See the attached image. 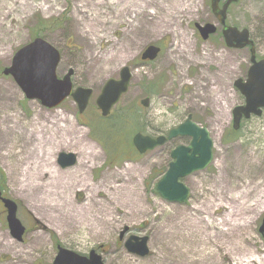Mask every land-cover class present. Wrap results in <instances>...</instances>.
<instances>
[{
  "label": "rangeland",
  "instance_id": "rangeland-1",
  "mask_svg": "<svg viewBox=\"0 0 264 264\" xmlns=\"http://www.w3.org/2000/svg\"><path fill=\"white\" fill-rule=\"evenodd\" d=\"M136 6L158 18L157 29L139 24V32L128 37ZM118 9L128 14L115 24ZM229 12L227 23L249 29L256 56L264 57L263 0H241ZM209 21L215 23L209 0H0V186L21 202L18 218L29 225L19 241L0 216V264H52L56 245L82 256L94 250L103 264H232L251 255L264 258L258 231L264 204L250 215L240 209L264 189V111L242 121L232 136V110L244 104L234 81L245 79L251 56L248 48L225 46L218 24L216 34L201 39L194 24ZM40 36L61 54L56 75L62 78L72 69L74 87L93 89L82 113L70 97L54 108L29 100L10 75H3L18 48ZM153 44L161 53L142 65L143 48ZM123 66L132 77L113 114L132 108L137 114L135 128L123 125L120 132L119 120L101 118L95 101ZM144 98L147 106L140 104ZM188 115L209 130L213 158L204 170L182 177L189 198L169 202L155 190L168 167L166 154L139 153L131 138L137 131L165 134ZM180 143L185 141L175 145ZM90 148L98 155L81 168ZM61 152L75 154L76 162L61 167ZM43 167L50 184L45 201L56 206L54 212L38 208L40 202L24 193ZM250 185L259 188L240 197ZM215 221L220 224L214 226ZM230 223L241 227L232 229ZM131 235L148 237L147 256L127 251L124 242Z\"/></svg>",
  "mask_w": 264,
  "mask_h": 264
},
{
  "label": "water",
  "instance_id": "water-1",
  "mask_svg": "<svg viewBox=\"0 0 264 264\" xmlns=\"http://www.w3.org/2000/svg\"><path fill=\"white\" fill-rule=\"evenodd\" d=\"M212 13L215 14L218 23L222 25V35L226 46L230 48H244L251 45L249 70L245 80L235 79L234 85L244 97V104L235 106L233 114V129L236 131L240 127L241 120L248 119L252 115H262L264 109V59L257 60L255 49L250 39L248 29L238 30L225 24L226 7L218 8V0H211ZM203 40H207L210 34L215 33L216 25L213 23L195 24ZM160 49L156 45H148L143 49L141 59L154 60ZM61 54L57 48L48 43L44 38L35 37L26 45L18 48L13 54L11 63L3 70V75H10L24 92L27 99L39 100L42 106L54 108L70 96L76 102L79 112L82 113L91 98L92 89L87 87H73V70L69 69L64 77L56 75V69L60 62ZM119 78H110L102 85V89L97 96L96 105L101 109L102 116H107L111 112V107L115 105L129 88L132 73L129 67L123 66L119 71ZM143 106H147L148 98L141 101ZM188 136L192 138L189 147L178 146L171 154L172 161L169 168L157 182L156 191L159 196L169 202L183 203L189 197V188L181 183L179 179L192 174L194 171L203 170L212 159L213 142L206 127L198 126L188 116L187 119L177 127L171 129L167 138L176 136ZM133 145L140 153H146L158 145L163 144L166 138L162 135L153 138L149 135L135 133L132 138ZM191 152V153H190ZM58 163L61 167L67 168L73 165L77 156L71 152L58 154ZM3 203L7 208V225L12 237L22 241L24 226L21 225L16 214V202L3 198ZM260 236H264V216L259 225ZM126 229L121 231L119 239H122ZM147 236L131 235L124 242L128 252L138 256H147L149 253ZM52 264H102L101 256L94 250L87 256H82L73 250L63 246L57 247V253Z\"/></svg>",
  "mask_w": 264,
  "mask_h": 264
},
{
  "label": "bare ground",
  "instance_id": "bare-ground-1",
  "mask_svg": "<svg viewBox=\"0 0 264 264\" xmlns=\"http://www.w3.org/2000/svg\"><path fill=\"white\" fill-rule=\"evenodd\" d=\"M119 1H121V0H111V2L116 3V4ZM146 5H147V7L151 6L150 4H146ZM147 7L145 9L142 6H140V8H138V7L136 8L135 11H137L138 15H134L135 16L134 20L131 23L132 26L130 25L131 27L129 29H127L126 33L129 32V34H127L128 37H130V36L134 37L139 32L140 29H139V27H137L139 24H144L145 23L150 28L154 27V24H156V21L158 20V18H156L153 14L149 15L147 13V11H146ZM127 10L128 9H126L125 11H121L120 9H118V11L115 14H113V17H114V20H115V24H116V22L120 21V19H122V18L127 16V14H128L126 12ZM143 16L146 17V18H143ZM156 29L157 28L154 27V30H156ZM80 136H81V134H80ZM31 139H32V134L29 133V137L27 138V144L30 145V146H32ZM86 155H87V157L84 158V159L87 160L86 161L87 163L85 161H82L79 164V166H81V168L87 167V164H89L91 162V160H93V158L95 156H97L98 154L94 151V149L90 148L88 153H86ZM44 159H45V156H43V155H41V157L38 158V160L43 162V163L45 161ZM48 166H50V165H48ZM122 174L123 175L127 174V170L122 172ZM46 177H47V172L44 170V167H43V169L38 171V175L35 178L36 179L35 183L30 184V186H28V185L24 186V189L28 188L30 192L25 191L24 189H21V190L22 191L24 190V193H25L26 197L31 196V198L33 197L34 201L37 200V201L40 202V204L38 205V208L44 209L45 212L47 210H50L51 212H54V209H55L56 206L51 205L50 203L45 201V195L46 194H50L47 190H45L50 185L48 183L47 184L45 183ZM110 179H113V178H110ZM258 188L259 187H257V186H253V188H251V185H250V187L247 189L249 191H246L247 193L245 194V196L242 195L240 197L248 198ZM20 192L21 191H18V192L16 191L15 193L19 194ZM23 194L20 193L19 195L20 196H24ZM84 200L85 201H89L90 203L92 202L91 199H87L85 197H84ZM261 200H262V203H261ZM260 203H261V205H260ZM262 204H264V189H262L258 194H256V199L254 200V202H253V204L251 206L245 207L243 209H242V206H240V209L244 210L245 213L250 215V214L255 213L258 209H261ZM219 224H220V221H215L214 222V226H218ZM37 225H39V224H37ZM41 227L44 228L43 226H41ZM230 227L232 229H235L236 227L237 228L241 227V224L230 223ZM222 233H225V232H222ZM18 257L16 256V258H18ZM224 259H225V261L227 260L226 257ZM263 261H264V258H259V257H255L254 255L253 256L251 255L250 257L245 258V259L244 258L237 259L234 262H232V264H258V262L260 264H263ZM17 264H20V262H18Z\"/></svg>",
  "mask_w": 264,
  "mask_h": 264
},
{
  "label": "flooded vegetation",
  "instance_id": "flooded-vegetation-1",
  "mask_svg": "<svg viewBox=\"0 0 264 264\" xmlns=\"http://www.w3.org/2000/svg\"><path fill=\"white\" fill-rule=\"evenodd\" d=\"M219 2H218V8L220 9V8H223L225 5H227V7H226V18H225V24L227 25V26H230V27H236V28H238L239 30H243V28H245V27H243V28H239L238 26H236V25H234V24H232V25H230L229 23H227V19H228V16H229V11L231 10V8L233 7V6H235V5H238L239 3H240V1L241 0H218ZM263 2H264V0H263ZM209 7H210V11H211V13H212V2H211V0H209ZM213 14V16H214V20H215V23L214 22H205V23H199V24H207V23H213V24H215L216 26H217V24L220 26V35H222V25L221 24H219L218 23V20H217V18H216V16H215V14L214 13H212ZM196 24V23H195ZM194 24V27H195V30H196V32H197V34L200 36V33H199V30L196 28V25ZM218 32V27L216 28V31H215V33H213V34H210L209 35V38H210V36L211 35H214V34H216ZM248 32H249V34H250V31H249V29H248ZM201 37V36H200ZM222 37H223V40H224V36L222 35ZM208 38V39H209ZM201 39H202V37H201ZM207 39V40H208ZM250 39L252 40V43H253V45H254V49H255V56H256V52H257V45L255 44V41H254V39L252 38V36H251V34H250ZM224 44H225V41H224ZM225 46H226V44H225ZM146 47V46H145ZM159 47V46H158ZM228 47V46H227ZM228 48H230V47H228ZM234 48V47H233ZM233 48H230V49H233ZM248 48V50H249V54H250V49H251V45H248V46H245L244 48H235V49H239V50H244V49H247ZM144 49V48H143ZM159 49H160V52H159V54L161 53V51H162V49H161V47H159ZM143 52V51H142ZM142 52H141V54H140V61H141V63H142V65L143 64H148L149 62H153L154 60H148V59H141V55H142ZM158 54V55H159ZM158 55L156 56V57H158ZM155 57V58H156ZM257 57V56H256ZM154 58V59H155ZM262 59H264V57H261V58H259V57H257V60H262ZM141 65V64H140ZM248 68V67H247ZM249 69V68H248ZM248 69H247V71H246V75H245V78H246V76H247V72H248ZM120 75V74H119ZM119 78V77H118ZM243 80H245V79H243ZM92 89V88H91ZM92 94H93V89H92ZM92 96V95H91ZM144 100V99H143ZM142 101V100H141ZM141 101H140V104H141ZM148 101H149V98H148ZM243 102H244V99H243ZM95 105H96V102H95ZM142 105V104H141ZM88 106V105H87ZM116 105H114V106H112V109H111V112L109 113V115H107V116H102V114H101V109H99L98 107H97V105H96V108L99 110V113H100V116L102 117V118H105V119H108V118H111V116H113L114 114H113V109H114V107H115ZM115 111V110H114ZM264 111V109H262V112ZM263 114V113H262ZM189 116V115H188ZM187 116V117H188ZM191 116V115H190ZM251 117H254V116H251ZM251 117H249L248 119H250ZM187 119V118H186ZM185 119V120H186ZM191 119H192V116H191ZM184 120V121H185ZM193 120V119H192ZM242 120H245L244 118L242 119ZM184 121H182V122H184ZM194 121V120H193ZM232 121H233V114H232ZM181 122V123H182ZM195 122V121H194ZM196 123V122H195ZM180 124V123H179ZM197 124V123H196ZM178 126V125H177ZM177 126H175V127H177ZM175 127H172L171 129H173V128H175ZM170 129V130H171ZM170 130H168V132L167 133H165V134H161L162 136H164L165 138H166V141L163 143V144H161V145H158V147H155L154 149H152V150H157V151H159V153H162V154H166L165 156L168 158V160H167V162H168V167H169V165H170V163H171V161L173 160L172 159V157H171V154H172V152L174 151V149H176L178 146H180V145H182V146H184V147H189L190 146V144H191V141H192V138H190V137H188V136H176V137H171V138H167V136H168V134H169V131ZM158 136V135H157ZM156 136V137H157ZM160 136V135H159ZM155 137V138H156ZM180 140H182V141H185V144H183V143H180V145H175V142H177V141H180ZM133 146V145H132ZM212 148H213V146H212ZM136 151V150H135ZM191 153V152H190ZM212 158H213V149H212ZM57 162H58V160H57ZM168 167H167V169H168ZM166 169V170H167ZM166 170H165V172H166ZM165 172H164V174H165ZM163 174V175H164ZM3 198H8V199H10V200H13L14 202H16V214H17V217L19 216V210H20V206H21V202L18 200V199H16V198H11L8 194H7V192H5V188H4V186H0V216L3 218V219H5V221H6V225H7V208H6V206H5V204L3 203V201H2V199ZM19 219V218H18ZM20 220V219H19ZM20 222H21V220H20ZM22 224V223H21ZM23 226H24V228H25V230H24V233H23V238H25L26 237V233L29 231V225H25L24 223L22 224ZM25 240V239H24Z\"/></svg>",
  "mask_w": 264,
  "mask_h": 264
},
{
  "label": "trees",
  "instance_id": "trees-1",
  "mask_svg": "<svg viewBox=\"0 0 264 264\" xmlns=\"http://www.w3.org/2000/svg\"><path fill=\"white\" fill-rule=\"evenodd\" d=\"M37 36H39V34ZM136 114H137V112H136L135 108L127 109L120 114H114L113 119L119 120L116 122H117V124L118 123L120 124L119 126H117V124H115V126H117V130H119L120 132L123 131V130H120L123 127V125H127V126H130L132 128H135V125H136L135 116H136ZM231 133L233 134L232 136H236L235 134L237 133V131L235 132L232 130Z\"/></svg>",
  "mask_w": 264,
  "mask_h": 264
}]
</instances>
